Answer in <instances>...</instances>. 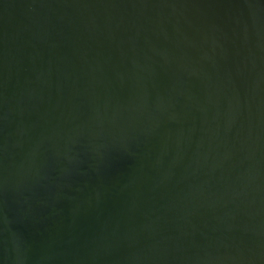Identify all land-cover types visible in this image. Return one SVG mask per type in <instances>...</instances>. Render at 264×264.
Segmentation results:
<instances>
[{
    "label": "water",
    "instance_id": "1",
    "mask_svg": "<svg viewBox=\"0 0 264 264\" xmlns=\"http://www.w3.org/2000/svg\"><path fill=\"white\" fill-rule=\"evenodd\" d=\"M0 264H264V0H0Z\"/></svg>",
    "mask_w": 264,
    "mask_h": 264
}]
</instances>
